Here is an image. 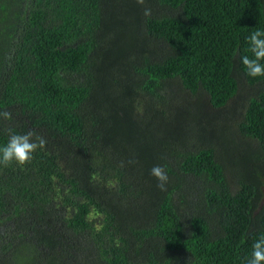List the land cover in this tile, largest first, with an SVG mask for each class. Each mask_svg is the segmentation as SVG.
Instances as JSON below:
<instances>
[{"label": "trees", "instance_id": "1", "mask_svg": "<svg viewBox=\"0 0 264 264\" xmlns=\"http://www.w3.org/2000/svg\"><path fill=\"white\" fill-rule=\"evenodd\" d=\"M256 30L264 0H0V147L7 129L47 140L0 165V264H247L264 237V76L241 62ZM240 78L261 87L238 126L254 150L171 110L170 84L223 109Z\"/></svg>", "mask_w": 264, "mask_h": 264}, {"label": "rangeland", "instance_id": "2", "mask_svg": "<svg viewBox=\"0 0 264 264\" xmlns=\"http://www.w3.org/2000/svg\"><path fill=\"white\" fill-rule=\"evenodd\" d=\"M238 94L229 102V104L223 109H214L210 103L209 97L205 92H201L199 96L191 95L190 92L186 91L179 84H170V92L172 96V112L177 116L190 113L191 116L187 119L189 122H193V113L196 110L200 116V124L203 126H210L211 138L213 139L214 147L219 148L222 151L219 144H229L230 147H236L238 150H244V148L256 149L258 148L255 141L247 139L239 132L238 126L243 121L246 109L248 106V99L257 97L261 87H251L244 78L239 80ZM189 122H181L186 126H192ZM198 126V125H197ZM196 129V128H195ZM222 131L225 132L224 136L221 137ZM226 138V140H225ZM211 139V140H212ZM212 141V143H213ZM223 148H225L223 146Z\"/></svg>", "mask_w": 264, "mask_h": 264}, {"label": "clouds", "instance_id": "3", "mask_svg": "<svg viewBox=\"0 0 264 264\" xmlns=\"http://www.w3.org/2000/svg\"><path fill=\"white\" fill-rule=\"evenodd\" d=\"M137 3L143 5L144 0H137ZM144 15L150 16L151 9L145 8ZM247 39L253 57L247 55L241 57V62L246 68V75L253 78L264 76V63H261V61H264V31L256 30ZM0 119L11 121L13 119L12 113L8 110L0 111ZM7 131L10 133L7 143L0 147V165L5 167L13 162L20 166L28 164L33 158L32 154L38 149L44 148L47 144L45 137L36 134L34 131L23 134L13 133L11 129H7ZM151 174L159 181L157 186L161 190H165L169 179L165 168L155 165L151 169ZM247 264H264V237L254 242L252 258Z\"/></svg>", "mask_w": 264, "mask_h": 264}]
</instances>
